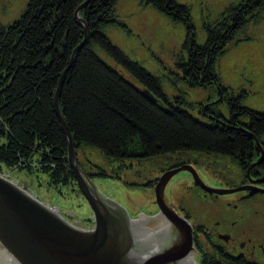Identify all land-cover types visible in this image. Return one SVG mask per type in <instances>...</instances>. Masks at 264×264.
Wrapping results in <instances>:
<instances>
[{
	"label": "trees",
	"instance_id": "trees-1",
	"mask_svg": "<svg viewBox=\"0 0 264 264\" xmlns=\"http://www.w3.org/2000/svg\"><path fill=\"white\" fill-rule=\"evenodd\" d=\"M117 2L27 0L18 18L0 25V136L6 140L0 144V174L3 167L35 168L47 175L49 185L74 186L66 137L53 101L60 77L57 108L75 151L90 146L116 163L181 152L229 156L241 165L251 162L256 140L264 137V112L244 107V91L237 93L222 84L217 67L233 43L253 38L248 27L262 19L264 0L232 2L214 20L202 19L201 44L196 42L188 5L139 0L183 26L176 71H170L169 80L189 88H213L218 100L227 104L228 118L216 110V102L196 107L215 125L199 122L183 108L193 106L183 92L168 98L160 77L105 35L108 26L128 30L115 12ZM76 9L86 26V41L69 64L84 37L74 17ZM94 46L140 88L103 62ZM260 163L264 168V156Z\"/></svg>",
	"mask_w": 264,
	"mask_h": 264
},
{
	"label": "rangeland",
	"instance_id": "rangeland-1",
	"mask_svg": "<svg viewBox=\"0 0 264 264\" xmlns=\"http://www.w3.org/2000/svg\"><path fill=\"white\" fill-rule=\"evenodd\" d=\"M27 0H0V25H6L19 17ZM118 0L115 12L128 30L117 26L105 28V35L110 41L124 51L128 57L137 60L143 68L160 77V84L165 95L171 100L177 96V91L183 92L184 100L193 106L185 108L196 120L208 125H215L213 118L200 112L198 104L217 103L216 110L227 119L229 114L227 104L220 102L214 89L189 88L180 81L176 84L169 80L170 71H176L174 62L181 50L184 28L178 22H173L164 14L156 11L150 5L123 3ZM186 4L195 28V39L201 44L204 38L202 19L210 21L217 18L230 3L240 0H176ZM129 6H128V5ZM253 38L242 39L233 43L218 60V72L222 84L232 87L237 93L244 91L242 103L244 107L264 112V14L262 19L251 26ZM255 29V33H253ZM242 47V54L236 60L225 62L234 49ZM97 56L135 86L140 84L129 75L100 48L94 46ZM240 51V52H241ZM239 52V53H240ZM154 63V64H152ZM217 89V87H216ZM219 101V102H218ZM204 105V106H205ZM5 137L0 136V144L5 143ZM261 141L264 143V137ZM257 158L255 155L254 159ZM78 167L86 176L98 194L110 203L122 208L127 217H140L153 213L149 202L154 191L153 183L179 163L189 165L196 175L204 178L207 186L216 189H233L238 186V178L234 174L240 167L239 162L232 157L198 152L170 153L151 157L144 160H125L116 163L108 160L100 152L90 146H80L76 150ZM257 162V161H256ZM187 163V164H186ZM171 167V169H170ZM178 167H175V169ZM194 169V170H193ZM104 174H99L100 172ZM2 175L37 197L41 202L59 210L61 215L70 222H76L78 227L89 230L93 226L91 210L76 188V185L52 186L47 183V175L32 168L1 169ZM181 174L180 182L174 180V202L181 197L185 186L191 185L193 173L180 169L173 172L164 186V195L169 199L168 184L172 175ZM150 182V184H149ZM264 186V184H263ZM264 188V187H263ZM244 191L227 193L220 197L237 201ZM258 198H264L260 193ZM170 200V199H169ZM1 246V245H0Z\"/></svg>",
	"mask_w": 264,
	"mask_h": 264
},
{
	"label": "water",
	"instance_id": "water-1",
	"mask_svg": "<svg viewBox=\"0 0 264 264\" xmlns=\"http://www.w3.org/2000/svg\"><path fill=\"white\" fill-rule=\"evenodd\" d=\"M74 17L82 26L84 37L74 49L69 64L86 41V26L77 15V9ZM61 81L62 77L53 97L55 112L66 137V158L74 184L91 210L93 226L84 230L72 225L54 207L0 174L1 247L19 264H206L207 254L198 238L199 226L185 221L182 207L174 210V180L180 182L182 173L172 175L168 184L171 210L162 198L169 176L191 167L182 165L158 178L155 201L163 215L127 217L122 208L98 194L78 167L75 148L57 108ZM256 144L261 147L258 140ZM263 153L261 149V158ZM261 158L251 166L259 164ZM263 181L261 178L254 182ZM249 188H210L209 191L227 194ZM254 189L255 192H264L260 187Z\"/></svg>",
	"mask_w": 264,
	"mask_h": 264
},
{
	"label": "flooded vegetation",
	"instance_id": "flooded-vegetation-1",
	"mask_svg": "<svg viewBox=\"0 0 264 264\" xmlns=\"http://www.w3.org/2000/svg\"><path fill=\"white\" fill-rule=\"evenodd\" d=\"M259 142L261 147L256 144L257 158L247 165L239 163L240 167L234 172L240 181L237 187H264V181L254 182L264 178L262 163L251 166L261 158L260 150L264 152V143ZM182 164L185 162L175 167ZM195 176L200 185L191 178V185L185 186L181 197L174 202V210L182 207L185 221L199 226L198 238L207 254L206 264H264V198H258L264 192L238 190L244 194L232 202L220 197L223 194L210 192L211 186H207L204 178L196 173ZM154 183H157V178L153 183L149 182L151 186ZM162 198L171 210L170 200L164 193ZM149 207L153 208L150 215H163L157 208L154 191Z\"/></svg>",
	"mask_w": 264,
	"mask_h": 264
},
{
	"label": "bare ground",
	"instance_id": "bare-ground-1",
	"mask_svg": "<svg viewBox=\"0 0 264 264\" xmlns=\"http://www.w3.org/2000/svg\"><path fill=\"white\" fill-rule=\"evenodd\" d=\"M264 156V153H263ZM263 156L260 160V162L263 159ZM259 162V163H260ZM185 170L191 171V169L189 168H185ZM192 172V171H191ZM194 175L195 173L192 172ZM193 175V179L194 181L200 185V182L198 181V179L196 178V176ZM202 185V184H201ZM264 189V188H263ZM242 190H246V189H242ZM249 190H252L253 192H255L254 188H251ZM0 264H19L3 247L0 246Z\"/></svg>",
	"mask_w": 264,
	"mask_h": 264
},
{
	"label": "crops",
	"instance_id": "crops-1",
	"mask_svg": "<svg viewBox=\"0 0 264 264\" xmlns=\"http://www.w3.org/2000/svg\"><path fill=\"white\" fill-rule=\"evenodd\" d=\"M131 1L133 2V3H136V0H122L121 1V3H120V5L121 4H123L124 2L125 3H131ZM128 5V4H127ZM129 6V5H128ZM251 26H253V25H251ZM251 26H249L248 27V31H250L251 32ZM253 33H255V29H254V31H253ZM201 38H204V35H202L201 36ZM245 48H248V47H245ZM245 48H243V50L241 51V49H242V47H238L237 49H234L235 51H233L232 52V54L227 58V60H225V62H227V63H229V61H231L232 59L233 60H236V58H237V56L239 55V54H242L243 52H244V49ZM241 51V52H240ZM240 52V53H239ZM152 64H154V63H152ZM218 68V67H217ZM227 86V85H226ZM230 87V86H229ZM232 88V87H231ZM228 111H227V109H226V113H227Z\"/></svg>",
	"mask_w": 264,
	"mask_h": 264
},
{
	"label": "built area",
	"instance_id": "built-area-1",
	"mask_svg": "<svg viewBox=\"0 0 264 264\" xmlns=\"http://www.w3.org/2000/svg\"><path fill=\"white\" fill-rule=\"evenodd\" d=\"M8 178V177H7ZM56 209V208H55ZM58 212H59V210L58 209H56ZM60 213V212H59ZM61 214V213H60ZM72 225H74V226H76V227H78V224L76 223V222H70ZM78 228H80V229H82V227H78Z\"/></svg>",
	"mask_w": 264,
	"mask_h": 264
}]
</instances>
